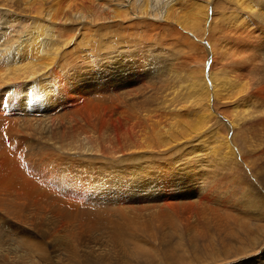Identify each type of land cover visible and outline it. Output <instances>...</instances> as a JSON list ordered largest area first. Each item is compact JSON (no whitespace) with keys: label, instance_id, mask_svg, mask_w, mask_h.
Here are the masks:
<instances>
[{"label":"bare ground","instance_id":"1","mask_svg":"<svg viewBox=\"0 0 264 264\" xmlns=\"http://www.w3.org/2000/svg\"><path fill=\"white\" fill-rule=\"evenodd\" d=\"M65 2L22 30L0 9V166L12 170L0 191H21L27 205L0 208V258L131 264L148 253L180 264L167 219L223 234L232 218L246 226L230 236L257 225L250 247L197 264H264V0H141L126 23L127 0ZM74 19L80 33H70ZM164 27L184 57L171 41L157 45L153 30ZM30 181L51 206L24 189ZM105 212L111 220L98 222Z\"/></svg>","mask_w":264,"mask_h":264},{"label":"rangeland","instance_id":"2","mask_svg":"<svg viewBox=\"0 0 264 264\" xmlns=\"http://www.w3.org/2000/svg\"><path fill=\"white\" fill-rule=\"evenodd\" d=\"M26 1H28V0H0V9L2 8V9H8V11L9 10H11V11H9V12H11V13H13V15L16 17V18H18L17 19V23H19L18 24V26H19V29L20 30H22L23 28H25L26 27V25L28 24V23H30V22H32L33 20H32V18L30 17V16H35L36 14H38V17H40V16H43V17H46L45 15H46V13L47 12H49V8L51 7H55V5H56V7H60V6H63V5H65V0H33L32 2H30L29 4L28 3H26ZM75 1H77V0H75ZM78 1H81V2H85V1H87V0H78ZM99 1H102V2H105V1H111V0H95V3H98ZM115 1H117V3H123V0H115ZM128 1V7H129V9L132 7H134V9L132 10V11H130V12H128L127 13V17L126 18H120V21H122V23H126L127 21H129L130 20V17H134V15L136 14V13H138V12H136V10H135V8H136V6H138V4L141 2V0H127ZM152 0H150V2H151ZM164 0H160V3L161 2H163ZM201 1H203V0H201ZM57 2V3H56ZM58 2L61 4V5H58ZM107 3H110V2H107ZM152 3V2H151ZM130 4V5H129ZM157 6V5H156ZM108 11V10H107ZM108 13H111V10H110V12L108 11ZM27 18V19H26ZM132 19V18H131ZM61 20V19H60ZM74 20H76V21H74V23L75 24H73V26H72V29H69L70 30V33H80L81 32V30H80V28H79V26H82L81 24H80V20L79 19H74ZM57 22H59V20H57ZM20 24H23V25H20ZM128 25V24H127ZM84 27L85 28H88L89 26H87V25H84ZM181 28H179V30H180ZM188 32H190L191 33V31H189V30H187ZM160 32V34H158ZM189 33V34H190ZM153 34H156L157 35V40H156V43H157V45L159 46V47H166V45L165 44H168L169 43V41H171V42H173V44L174 45H172V46H170L169 47V50H172V51H174L175 53H176V56L177 57H184V55H185V53L183 52L184 51V48L183 47H181V44H182V40H180V41H178V42H175L174 40H171L172 39V35H171V29L170 28H166V27H164V28H160V29H158V31L156 30H153ZM193 34V33H192ZM192 34H190V38L191 39H195V36H194V34L192 35ZM193 36V37H192ZM143 37H146V36H143ZM162 38L160 41H162L163 43H165V44H158L160 41L158 40V38ZM154 38H156V37H154ZM148 41V40H147ZM146 40L144 41V43H146L147 42ZM143 42V41H142ZM141 42V40L139 41V43L141 44L142 43ZM137 43H138V41H137ZM144 43H143V45H144ZM147 46H149L148 48H151V49H153V46H154V43H152V41L149 43V44H147ZM97 52L99 51V49H97L96 50ZM96 56H99V54H93V58H97ZM10 129L11 128H9L8 129V131H7V138H8V140H9V143L10 144H13V142H12V139H11V133L12 132H10ZM7 147V146H6ZM44 149H46V146H43V145H40V150H39V152H41L44 156H42V157H47V158H49V157H51V156H53V152H52V154H51V151H50V149H48V150H44ZM174 157L176 156V155H173ZM174 157H172V156H170L169 158H174ZM176 158V157H175ZM72 163V162H71ZM14 164V163H13ZM82 167H83V171L85 172L86 170H88V169H92L91 168V166H92V164H91V162H89V161H84V160H81L80 161V163H79ZM76 165L77 167L78 166H80V165ZM9 166H10V168H12V166L10 165V161H9ZM87 166V167H86ZM85 168H88V169H85ZM97 168H93L92 170H96ZM11 169H5L4 167H1L0 166V176H2V174H6V175H8V176H11V174H9V171H10ZM12 171V170H11ZM15 172H16V170H14ZM8 176H5V177H8ZM0 181H2L3 182V180H2V178H0ZM17 181V180H16ZM23 182V179H19L18 180V183H22ZM26 185H28L29 187L28 188H26L25 186H24V189L26 190H28V189H30V190H32V191H34V192H36L41 198H45L44 200H46V202H50V206H51V204H53V198L49 195V194H47V193H44V192H42L41 190H39L38 188H40V185L38 184V183H36V182H34V181H30L29 183H26ZM206 187L207 188H209L210 187V184L208 183V184H206ZM44 194H46V195H49L50 197H47V196H44ZM14 195V196H13ZM13 196V197H12ZM2 198H5V199H7V200H5V201H3L2 200ZM17 198H19V199H22L21 198V191H20V193L19 192H16V193H12L10 196L9 195H2V192L0 191V208H4V206L5 205H14V206H16V207H20L22 210H24V209H26L25 207L27 206V205H23V204H19L18 202H19V199H17ZM27 204V203H26ZM29 206V205H28ZM55 211H56V213H58L57 212V209H54ZM72 214L73 215H75V214H77V211H76V209L74 208V209H72ZM79 215H77V216H74V217H76V218H78V219H81L82 221H84V220H86L87 219V216L86 215H81L80 213H78ZM73 220H77V219H72V221ZM97 220H98V222H100L101 221V223L102 222H104V223H106V222H108V221H110L111 220V217L105 212L104 214H100L98 217H97ZM170 224V225H172V227H173V229H174V231L173 232H176L177 234H173L172 235V239H171V241L172 242H175L176 240H177V238H178V234H180V236H181V242H180V244H181V248H183L184 247V250H183V253L180 255V256H183L182 257V261L180 262V264H197V262H196V258L195 257H200V258H202L203 260H208L207 258H210V256H212V255H215V253H217L218 251H220V252H222V251H224V249H227V248H232V249H242V248H245V247H247V246H245V245H249V242L247 241V239H249V237H248V235H247V233H250V234H256V233H258L259 232V230H258V228H257V225H255L254 226V228L253 229H250V230H248L247 231V229L246 230H243V231H241V232H239L238 234H236L235 235V233H234V235H232V236H230L232 233H233V230H237L238 229V227H239V225L240 226H243V227H245L246 226V223H244V222H237V223H235V220L234 219H232V218H230L227 222L225 221L224 223H225V230H226V233H223L222 234V229H219L218 231H216V233H215V231H211V232H209V229H208V227H209V222H205V221H203V220H201V221H199V225H198V227H195V228H191L190 230H188L187 231V229L186 228H181L182 226H181V224H179V222H178V220L176 219V218H174V217H172V219L171 220H166L163 224H162V226L163 225H165V224ZM175 223V224H174ZM177 224V225H176ZM200 224H202V226L200 225ZM180 225V226H179ZM1 226V225H0ZM161 226V227H162ZM179 227V228H178ZM200 227V228H199ZM176 228H178V229H176ZM198 228V229H197ZM183 229V230H182ZM194 229V230H193ZM201 229V230H200ZM103 230V226H101V231ZM181 230V231H180ZM186 230V231H185ZM199 230V231H198ZM4 231V230H3ZM115 231H117V230H115ZM185 233H184V232ZM256 231V232H255ZM118 232H120L119 230H118ZM181 232V233H180ZM187 232V233H186ZM190 232H192V233H190ZM193 232H195V233H193ZM124 233H127V234H130V232L128 231V230H126ZM156 233L158 234L157 236L160 238V236H162V230H156ZM160 233V234H159ZM185 234V235H184ZM225 234V235H224ZM0 235H2V234H0ZM192 235V236H191ZM229 235V236H228ZM105 236V235H104ZM176 236V237H175ZM188 236V237H187ZM227 236L229 237V238H227ZM115 237H119V235H116L115 234ZM183 237V238H182ZM185 237V238H184ZM190 237V238H189ZM193 237V238H192ZM225 239V238H227V239H225V240H227V241H225L224 242V240L222 239ZM225 237V238H224ZM175 238V239H174ZM192 238V239H191ZM219 238V239H218ZM237 238H239V240H237ZM195 239V240H194ZM230 240V242H229V240ZM142 240V239H141ZM221 240V241H220ZM4 240H3V238H1V240H0V246H3V245H5V244H3L4 242H3ZM15 240H13V241H11V242H14ZM184 241V242H183ZM191 241V242H190ZM240 241H243V242H240ZM189 242V243H188ZM196 242V243H195ZM212 242L214 243V244H212ZM218 242H219V244H218ZM221 242V243H220ZM227 243V244H226ZM247 243V244H246ZM194 244H195V246H194ZM232 244H234V245H232ZM236 244H237V246H236ZM227 245H228V247H227ZM24 246H27V248H28V245L26 244V245H24ZM179 246V245H178ZM192 246H194V247H192ZM226 246V247H225ZM241 246V247H240ZM158 247H159V245H158ZM180 247V246H179ZM235 247V248H234ZM240 247V248H239ZM248 247H250V245L248 246ZM216 249V251H215V249ZM222 248V249H221ZM224 248V249H223ZM219 249V250H218ZM211 252V250H212V252L210 253L209 251ZM33 251H35V250H33ZM200 253H203V254H200ZM208 253L210 254V255H208ZM213 253V254H212ZM33 254V253H32ZM212 254V255H211ZM144 255V258L143 257H141V254L140 255H138V256H136V255H131L130 257H129V261H130V263L131 264H136V261H138L140 264H144V263H146V264H152V262H153V260L151 259V257L149 256V254L148 253H144L143 254ZM41 255H38L37 253H35L34 254V259H36V258H38V257H40ZM208 256V257H207ZM82 257V256H81ZM82 259H84V257H82ZM81 258L80 259H78L77 260V262L76 263H74V264H84V262H83V260H82ZM90 262H91V264H113V262H110V263H101V262H98V261H95V260H90ZM93 262V263H92ZM0 264H10V263H6L2 258H0ZM23 264H51V263H48L47 262V259H41V258H39V260L37 261V262H34V263H30V262H24ZM56 264V263H55ZM59 264V263H58ZM64 264H71V263H69V262H67V261H64Z\"/></svg>","mask_w":264,"mask_h":264}]
</instances>
